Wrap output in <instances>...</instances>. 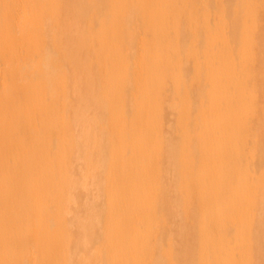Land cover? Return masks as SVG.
Masks as SVG:
<instances>
[{
  "label": "bare ground",
  "instance_id": "6f19581e",
  "mask_svg": "<svg viewBox=\"0 0 264 264\" xmlns=\"http://www.w3.org/2000/svg\"><path fill=\"white\" fill-rule=\"evenodd\" d=\"M0 264H264V0H0Z\"/></svg>",
  "mask_w": 264,
  "mask_h": 264
}]
</instances>
